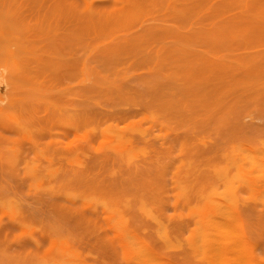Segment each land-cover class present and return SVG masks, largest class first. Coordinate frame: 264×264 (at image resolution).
<instances>
[{
    "label": "rangeland",
    "instance_id": "374dc122",
    "mask_svg": "<svg viewBox=\"0 0 264 264\" xmlns=\"http://www.w3.org/2000/svg\"><path fill=\"white\" fill-rule=\"evenodd\" d=\"M43 52L45 78L62 90L52 98L73 104L90 90L87 77L96 68L125 66L113 58L100 63L81 46ZM119 75L90 94L103 111H113L111 120L139 107L138 92ZM238 97L233 113L239 129L190 123L174 130L178 139H190L183 152L178 145V159L196 153L195 164L208 172L182 175L126 173L160 147L153 136L147 144L139 141L144 151L131 156L119 140L98 133L90 118L72 123L59 113L0 108V264H240L238 248L215 257L209 239L189 237L198 223L212 220H230L225 233L234 235L233 243L240 222V236L264 253V77L241 78ZM239 142L240 178L213 173ZM225 238L214 241L224 245ZM142 243L154 253L141 252Z\"/></svg>",
    "mask_w": 264,
    "mask_h": 264
},
{
    "label": "bare ground",
    "instance_id": "6f19581e",
    "mask_svg": "<svg viewBox=\"0 0 264 264\" xmlns=\"http://www.w3.org/2000/svg\"><path fill=\"white\" fill-rule=\"evenodd\" d=\"M60 45L86 47L100 63L113 58L125 66L112 71L96 68L87 77L90 90L81 92L75 104L69 98H52L62 90L45 78L43 49ZM101 48L108 51L100 54ZM119 73L138 92L139 107L135 114L114 115L111 120L113 111H103L90 94ZM260 76L264 77V0H0V108L59 113L72 123L90 118L98 133L110 142L119 140L116 145L131 156L144 151L139 141L158 139L160 147L126 173H208L195 164L196 153L178 159V145L183 152L190 139H178L174 130L190 123L239 129L234 113L240 105V79ZM234 92L236 98L227 97ZM225 163L213 173L240 178V142ZM228 227L230 220L200 222L189 237L209 239L207 249L215 257L234 246L240 251V264H264L263 250H255L257 242L240 236V222L234 243V235L225 233ZM220 237L227 238L226 244L214 241ZM140 248L147 256L154 253L146 243Z\"/></svg>",
    "mask_w": 264,
    "mask_h": 264
}]
</instances>
